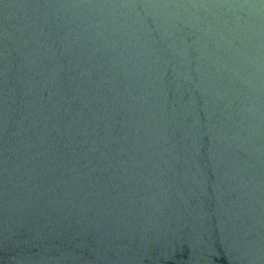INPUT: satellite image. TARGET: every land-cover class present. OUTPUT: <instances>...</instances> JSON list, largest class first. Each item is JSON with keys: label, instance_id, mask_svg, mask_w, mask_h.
Returning a JSON list of instances; mask_svg holds the SVG:
<instances>
[{"label": "water", "instance_id": "1", "mask_svg": "<svg viewBox=\"0 0 264 264\" xmlns=\"http://www.w3.org/2000/svg\"><path fill=\"white\" fill-rule=\"evenodd\" d=\"M0 264H264V0H0Z\"/></svg>", "mask_w": 264, "mask_h": 264}]
</instances>
